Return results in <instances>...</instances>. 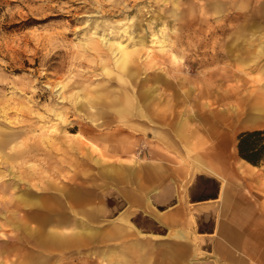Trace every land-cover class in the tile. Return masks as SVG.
I'll list each match as a JSON object with an SVG mask.
<instances>
[{
  "label": "rangeland",
  "instance_id": "rangeland-1",
  "mask_svg": "<svg viewBox=\"0 0 264 264\" xmlns=\"http://www.w3.org/2000/svg\"><path fill=\"white\" fill-rule=\"evenodd\" d=\"M161 114L221 122L186 124L191 140L167 147L152 136L164 125L151 116ZM117 129L128 137L102 138L104 147L89 138ZM262 129L264 0H0V264L170 263L164 245L137 261L132 250L105 256L117 241L58 251L40 240L73 238L89 210L78 204L104 186L112 153L191 169L215 141L233 168L239 136ZM252 166L264 176V160ZM132 210L140 239L170 242ZM189 237L171 243L196 251L186 256L194 264H216L208 240Z\"/></svg>",
  "mask_w": 264,
  "mask_h": 264
},
{
  "label": "crops",
  "instance_id": "crops-1",
  "mask_svg": "<svg viewBox=\"0 0 264 264\" xmlns=\"http://www.w3.org/2000/svg\"><path fill=\"white\" fill-rule=\"evenodd\" d=\"M151 118L163 123L162 129H153L152 136L167 147L175 141L183 144L191 140L186 124L221 122L202 116L198 120L180 117L171 120L162 114L152 115ZM122 135L127 134L117 129L106 137L94 133L89 138L93 137L97 146L104 147L105 140L102 138L113 139ZM213 145L214 148L197 158V166L191 169L172 167L165 163L144 167L140 163L118 162L119 158L113 157L120 153H112L109 158L111 163L105 165L103 170L104 186L95 185V191H91L94 196L78 204L79 208L88 207L89 210L83 211L85 213L80 210L79 228L74 223L71 229L73 238L66 239L58 233H52L41 239L40 245L65 251L75 244L81 247L89 242L93 246H102L109 241H117L119 246L106 250L104 255L118 254L122 257L132 250L137 261L160 255V246L164 245L167 250L162 255L169 257L171 262L168 264H179L176 260L180 256H183L182 264H194L186 256L195 255L196 251L178 249L171 242L175 245L187 244L189 234L196 233L210 243V253L214 255L216 264H264V176L256 175V168L244 160L234 163L233 168H230L232 153L218 150L215 141ZM167 154L165 158L170 159ZM204 181L215 184L214 192L201 188ZM133 208L140 210L141 216L149 220L150 235L154 239L168 238L170 242L163 244L140 239L139 235L146 234L133 225ZM117 209L121 212L115 216ZM85 218L87 223L84 224L82 220ZM59 221L58 218L56 222ZM84 229L92 235L85 236ZM76 230L81 234L77 235ZM76 235L78 239H75Z\"/></svg>",
  "mask_w": 264,
  "mask_h": 264
},
{
  "label": "trees",
  "instance_id": "trees-1",
  "mask_svg": "<svg viewBox=\"0 0 264 264\" xmlns=\"http://www.w3.org/2000/svg\"><path fill=\"white\" fill-rule=\"evenodd\" d=\"M238 140L239 156L246 162L258 166L264 160V129L245 132Z\"/></svg>",
  "mask_w": 264,
  "mask_h": 264
},
{
  "label": "bare ground",
  "instance_id": "bare-ground-1",
  "mask_svg": "<svg viewBox=\"0 0 264 264\" xmlns=\"http://www.w3.org/2000/svg\"><path fill=\"white\" fill-rule=\"evenodd\" d=\"M140 149H141V147H138V149H137V157H141V153H142V151H140ZM141 152V153H140Z\"/></svg>",
  "mask_w": 264,
  "mask_h": 264
}]
</instances>
